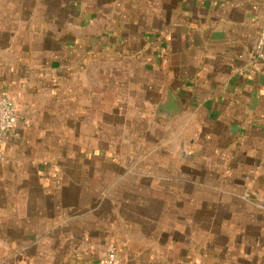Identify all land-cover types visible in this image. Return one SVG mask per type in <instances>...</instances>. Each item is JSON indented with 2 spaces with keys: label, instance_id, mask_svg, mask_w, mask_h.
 Segmentation results:
<instances>
[{
  "label": "crops",
  "instance_id": "obj_1",
  "mask_svg": "<svg viewBox=\"0 0 264 264\" xmlns=\"http://www.w3.org/2000/svg\"><path fill=\"white\" fill-rule=\"evenodd\" d=\"M86 4L73 30L50 40L51 65L25 58L0 68V91L18 108L17 125L3 145L8 161L0 163V264H104L110 245L122 264L189 261L173 251L177 224L154 240L146 227L154 225L143 214L147 221L142 228L128 227L132 233L116 226L108 199L120 192L100 190L98 183L126 181L129 175L62 173L61 155L56 159L53 152L67 146L62 129L93 135L114 118H131L113 105L121 82L122 93L132 95L130 111L144 120L167 92L174 94L182 113L176 117L179 129H173L186 136L190 150L204 151L203 180H218L221 198L245 202L230 207L239 237L251 240L253 254H239L241 262L264 264V61L254 56L264 0H154L153 9L143 7L139 15H121L113 7L91 12ZM89 73L106 78L107 86L93 85ZM11 85L17 87L16 99ZM58 86L59 101L51 104L52 93L45 91L55 94ZM95 148L97 140L75 142V149ZM190 162L194 181L200 162L195 156ZM210 210L203 207L202 213ZM201 223L203 262L227 260L224 253L211 255V217Z\"/></svg>",
  "mask_w": 264,
  "mask_h": 264
},
{
  "label": "rangeland",
  "instance_id": "obj_2",
  "mask_svg": "<svg viewBox=\"0 0 264 264\" xmlns=\"http://www.w3.org/2000/svg\"><path fill=\"white\" fill-rule=\"evenodd\" d=\"M85 2L87 4L84 8L88 11L97 12L99 8L105 11L113 7L114 11L121 15L126 13L139 15L142 12L141 8L152 7L153 9L154 4V0H0V68L4 66L5 69L9 62L25 58L35 63H40L43 59L49 63L47 60H50L51 65L53 53H50V56L47 54L50 40L54 37L62 38L63 33L73 30L71 24L74 23L75 15ZM134 20H138V17H134ZM90 77L93 79V85L98 82L99 86H107L106 78L100 81L94 73H89ZM48 79L52 78L48 77ZM122 85L121 82L114 88L113 105L116 107L115 110L124 108L131 118H114L112 119L114 123L106 126L103 124L106 119L100 116L99 122L104 127L99 134L93 135H78L73 131L64 132L62 129V143H67V146L62 145V150H53L56 153V159L58 154L61 155L62 173L129 175L126 181L98 183L100 190L120 192L108 199L116 213V226L124 228L126 225L127 232H131L128 231V227L135 228L134 224H136L142 228L144 220L147 219L148 224L154 225L146 226L147 232H152L148 234L154 240L156 236L164 234L162 232L164 228L169 229L173 224L179 225L180 231L177 236L179 242H176L177 246H173V251L179 253L182 259L189 260L179 261V264H244L239 254L246 255L244 253L253 252L251 240L239 237L240 229L234 226V214L230 211V207L245 205L244 200L234 197L221 198L220 183L217 178V181L211 182L203 180L204 151L190 150L186 136L173 129L178 128L176 117L171 120L165 119L156 114L155 107L152 111L148 110L145 120L139 118L137 110L130 111L129 100L132 95L128 92L122 93ZM16 88L15 85L8 88L14 98L17 93ZM58 89L59 86L55 94L45 91L52 93L50 94L51 104H54L56 100L59 101L62 87L59 93ZM99 96L101 98L105 94ZM110 96L109 100H111ZM134 96L137 97V95ZM103 105L105 103L100 102L99 109ZM172 122L175 126L174 124L171 126ZM94 140H97L98 148L75 149V142H88L90 145V142ZM193 156L198 158V164L200 162L199 166L195 167L194 181L189 179L192 167L190 160ZM75 158H84L83 165L75 166L73 162ZM70 160L72 163H69ZM143 175L153 177L146 179ZM156 176L157 179L154 178ZM123 190L125 192L129 190V195L127 193V196L122 195ZM207 206H210L211 210L204 216L202 208ZM228 206L229 209L226 210ZM142 214L146 219H143ZM207 216L211 217V236L213 237L211 255L218 258V253H224L228 255L227 260H211L210 262L202 260L201 222L203 217ZM219 223L222 225L220 226ZM191 225L193 228L189 232L187 227L190 228ZM189 234H192L191 237ZM163 248L167 247L163 246ZM198 255L201 259L196 261L199 259L196 258ZM247 264H251L250 261Z\"/></svg>",
  "mask_w": 264,
  "mask_h": 264
},
{
  "label": "built area",
  "instance_id": "obj_3",
  "mask_svg": "<svg viewBox=\"0 0 264 264\" xmlns=\"http://www.w3.org/2000/svg\"><path fill=\"white\" fill-rule=\"evenodd\" d=\"M256 60L264 61V28L254 50ZM18 122V108L16 102L7 94L0 91V163H7L8 159L3 150L6 137L15 129ZM104 264H122L118 250L114 245L107 247Z\"/></svg>",
  "mask_w": 264,
  "mask_h": 264
},
{
  "label": "water",
  "instance_id": "obj_4",
  "mask_svg": "<svg viewBox=\"0 0 264 264\" xmlns=\"http://www.w3.org/2000/svg\"><path fill=\"white\" fill-rule=\"evenodd\" d=\"M182 113V107L172 92H167L166 99L156 107V114L173 119Z\"/></svg>",
  "mask_w": 264,
  "mask_h": 264
}]
</instances>
